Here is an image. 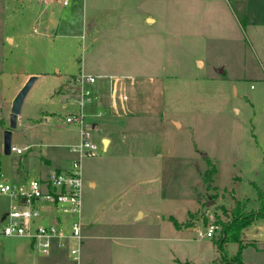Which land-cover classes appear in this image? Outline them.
Wrapping results in <instances>:
<instances>
[{"label":"rangeland","instance_id":"obj_1","mask_svg":"<svg viewBox=\"0 0 264 264\" xmlns=\"http://www.w3.org/2000/svg\"><path fill=\"white\" fill-rule=\"evenodd\" d=\"M1 1L0 34L11 40L0 52V183L22 188L72 165L80 132L66 120L80 111L72 99L81 70L152 73L166 84L159 117L125 127L84 109L99 151L83 163L81 261L68 249L44 256L28 239L0 237V264H226L238 245L220 248L221 225L238 205L258 211L264 192V9L256 5L247 23V0ZM97 9L98 35L84 30L86 12ZM30 75L37 81L12 130V145L25 153L6 155L12 103ZM13 206L0 194V227ZM211 223L216 237L199 239ZM243 232L245 248L263 241L264 219ZM261 246L246 248L243 260L264 264Z\"/></svg>","mask_w":264,"mask_h":264},{"label":"built area","instance_id":"obj_2","mask_svg":"<svg viewBox=\"0 0 264 264\" xmlns=\"http://www.w3.org/2000/svg\"><path fill=\"white\" fill-rule=\"evenodd\" d=\"M63 6L69 0H57ZM97 78L84 74L78 76L79 91L77 99L72 100L80 111L67 116V123L77 126L80 141L71 148L76 154L70 170H52L44 177L31 180L26 186L17 188L9 182L0 183V194L8 196L16 203L2 216L0 237L28 239L41 255L52 253L55 241L68 249L69 257L81 261L83 237V163L86 159L96 158L99 148L93 142L89 127L85 122L84 109L98 101L90 89ZM103 114L99 113V117ZM12 153L23 155L25 150L11 147ZM44 222V223H43ZM218 227L211 223L206 232L197 231L199 239H213Z\"/></svg>","mask_w":264,"mask_h":264},{"label":"crops","instance_id":"obj_3","mask_svg":"<svg viewBox=\"0 0 264 264\" xmlns=\"http://www.w3.org/2000/svg\"><path fill=\"white\" fill-rule=\"evenodd\" d=\"M222 1L224 3H227V0H222ZM234 1H238V0H234ZM241 1H245V0H241ZM57 3H59L60 5L63 6V4L61 2H57ZM5 4H6V1L3 4L2 1L0 0V7L1 8L4 9ZM69 5H70V3H69ZM256 5L257 6L260 5L264 9V0H247V2H246V7H247L246 22L247 23H249V21L251 20L250 17H252L251 14L253 11H255ZM68 6H64V7H68ZM96 12L98 13L99 10L98 9H97V11L94 10L91 13L86 12L84 30L87 29L90 32V27L92 24H94L93 32L96 35H98V33H100V32L98 30V21L95 17ZM186 19H188V20H186ZM190 19L191 18H189L187 16L184 17L183 23L184 24L189 23ZM145 20H148L149 24H157L159 18L153 17V16H147ZM201 23H203V21L200 17L199 23H198L199 26L197 27L199 32H200V30H204V28L206 29L205 26H203V25L200 26ZM183 28H185V27H183ZM172 29H175V28H172ZM93 32H90V33L92 34ZM166 32H167V30L164 31L163 33H166ZM7 34L8 33L2 29L1 34H0V52H1V50L3 51L4 45H5L4 40H6V42L11 40V38L8 37ZM92 40L93 41H91V46H95L98 43V40L97 39H92ZM198 65L200 67L204 66L203 63H201V62H199ZM1 67L3 68V66H1ZM2 68H1V70H2ZM1 70H0V74L4 72V71L2 72ZM80 72L81 73H79V75H81V74L86 75L84 70H81ZM79 75L77 74L74 77H77ZM86 76L99 78L98 79L99 81H96V84L90 86L91 90L98 97V101L96 104L88 106L90 111L92 112L93 109H99V110L106 111L105 117L108 119V121L110 120L115 125H119V123H122L126 127V125L127 126L130 125L131 119H135L137 117H144L148 114L151 115L154 113H156L154 115H158L156 117H159V114L162 113V112H160V109L162 108V110H163V107H164L163 104L165 103L164 98H163V95H164L163 93H164V86L166 84V80L163 77H159L155 74L153 75L152 73L146 74L145 76L144 75H135L132 73H124V74L97 73L96 75L90 74V75H86ZM30 77H32V76L31 75L28 76V78L26 79L23 86L26 84V82L29 80ZM0 78H2V76H0ZM237 79L239 80L240 78H237ZM72 100H74V99H72ZM79 110H80V108H79ZM102 117H103V115H102ZM131 125H134V123H132ZM41 128L45 132L48 131L46 123H41ZM115 129L116 128H112V130L111 129L108 130L106 133V136L102 137L103 142H104V140L109 141V144H108L107 148H105V150H107L111 146V143H112L111 137L114 135V132H116ZM117 130H118V127H117ZM70 168H71V166L69 168H65V169L58 168L55 170L68 171V170H70ZM51 171H49V172H51ZM49 172H47L46 175ZM46 175H41L40 177H44ZM92 186H94V185H92ZM82 232H83V237H84V241H85V238H87V237L84 235L85 234L84 230ZM217 233H218V231H217ZM243 236H244V232H243ZM243 239H244V237H243ZM248 243H249V246H246V248L252 246L256 249H259L261 245L264 246V240L262 241L259 239L248 240ZM52 250L54 253L58 254V253H63L66 250V248H64L61 245V242L57 241L56 243H54ZM245 263L249 264L248 262H245Z\"/></svg>","mask_w":264,"mask_h":264},{"label":"trees","instance_id":"obj_4","mask_svg":"<svg viewBox=\"0 0 264 264\" xmlns=\"http://www.w3.org/2000/svg\"><path fill=\"white\" fill-rule=\"evenodd\" d=\"M210 175L211 173H208L209 177ZM258 195L260 200V208L258 211L246 214L240 205H238L231 213V219L221 225V239L218 241L220 248L223 250L224 246L228 244L238 245V250L231 259L228 256L224 257L226 264H246L242 256L243 250L245 249V245L242 243L243 231L255 221L264 219V192L259 190Z\"/></svg>","mask_w":264,"mask_h":264},{"label":"water","instance_id":"obj_5","mask_svg":"<svg viewBox=\"0 0 264 264\" xmlns=\"http://www.w3.org/2000/svg\"><path fill=\"white\" fill-rule=\"evenodd\" d=\"M94 24L90 27V32H93ZM37 81V76H32L26 82L24 87L20 90V92L15 97L12 103L11 115H10V128L9 130L5 131L4 134V152L6 155H10L11 147H12V130L17 128L18 125V118L22 113V107L25 102V99L30 92L31 88L33 87L34 83ZM109 144L108 140H104V146L107 148Z\"/></svg>","mask_w":264,"mask_h":264}]
</instances>
